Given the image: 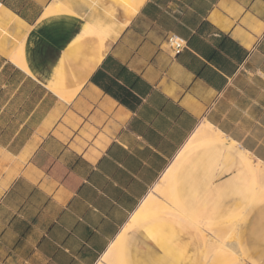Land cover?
<instances>
[{"label":"crops","instance_id":"obj_1","mask_svg":"<svg viewBox=\"0 0 264 264\" xmlns=\"http://www.w3.org/2000/svg\"><path fill=\"white\" fill-rule=\"evenodd\" d=\"M52 1L0 0V264H96L203 122L264 163V0H144L102 56L122 8Z\"/></svg>","mask_w":264,"mask_h":264},{"label":"bare ground","instance_id":"obj_2","mask_svg":"<svg viewBox=\"0 0 264 264\" xmlns=\"http://www.w3.org/2000/svg\"><path fill=\"white\" fill-rule=\"evenodd\" d=\"M110 1L113 5L122 8L124 21L119 27L112 21L104 22L99 18L93 22L88 21L96 31L98 56H102L105 53L107 41L117 35L120 27H124L127 24L129 18L137 11L144 0ZM54 14H73V11L68 8V5L66 7L63 3L54 0L45 10L44 16ZM105 15L112 17V13L108 9ZM5 29L8 31L9 25L7 24V20L3 16H0V31ZM11 30L19 34L21 41L18 50L11 58L18 65L24 67L22 52L24 32L15 30L13 27ZM5 34L0 32V41L3 47L6 42ZM210 149L225 152L227 154L226 158L230 161L231 165L240 166V170L236 169L238 171L236 175L239 179L238 182L242 186H237V197L233 196L229 198L227 203H221L215 208L201 210L197 213L196 217L186 219L185 210L179 204L180 189L179 183L175 181L176 173L179 167L183 166V162H186V159L187 161H191L201 158V155ZM156 190L159 192V196L152 193L147 195L96 264H126L125 247L128 231L133 227H137L141 234L153 236L157 234L159 226L162 225L160 223L165 221L167 222L165 224L166 228L177 229L180 232V237L177 235L178 239L182 241L190 240L192 244L198 241L203 248H213L216 256L223 255L222 260L224 261L226 258L228 261H225L228 264H240L242 213L245 207L252 209L264 200V163L254 160L250 152L239 146L238 143L227 137L222 131L214 128L207 122H203L176 154L172 163L159 180ZM244 203H246L245 206ZM235 211L239 213L238 221L230 220V222H227L228 219L227 221L220 219L218 222H213V220L218 218L215 215L212 217L214 213L218 212V214L225 215ZM183 220L194 229L195 236L183 226L184 224L182 225L181 221ZM151 224H155L154 227ZM213 224L219 225L218 228L212 229L210 226ZM153 230H155L154 233H152Z\"/></svg>","mask_w":264,"mask_h":264},{"label":"rangeland","instance_id":"obj_3","mask_svg":"<svg viewBox=\"0 0 264 264\" xmlns=\"http://www.w3.org/2000/svg\"><path fill=\"white\" fill-rule=\"evenodd\" d=\"M0 32L6 33L4 37L8 39L14 38L15 35H8L6 30ZM226 155L222 151L210 149L203 153L201 158L191 161L186 159L183 166L179 167L175 181L179 183V204L185 210L186 219L196 217L201 210L225 204L233 196L237 197L238 187L242 185L238 182L236 167H231ZM158 185L159 182L150 193L159 196L156 190ZM238 214L236 211L225 215L217 212L212 217L215 215L219 219L213 222L220 219L223 221L228 219L227 222L238 221ZM166 223V221L160 223L162 225L153 236L141 234L137 227L128 231L125 247L126 264H228L226 258L222 260L223 255L219 257L215 255L213 248H203L198 241L192 244L190 240L178 239L180 232L177 229L166 228ZM181 223L193 236L196 235L186 221L183 220ZM241 223L240 264H264V200L252 209L245 207ZM151 225L154 227L155 224ZM218 226L213 224L210 227L215 229ZM209 231L208 233L211 232ZM154 232L155 230L152 231Z\"/></svg>","mask_w":264,"mask_h":264},{"label":"built area","instance_id":"obj_4","mask_svg":"<svg viewBox=\"0 0 264 264\" xmlns=\"http://www.w3.org/2000/svg\"><path fill=\"white\" fill-rule=\"evenodd\" d=\"M163 44L169 47L174 54H177L186 46V41L175 34H168L163 40Z\"/></svg>","mask_w":264,"mask_h":264}]
</instances>
